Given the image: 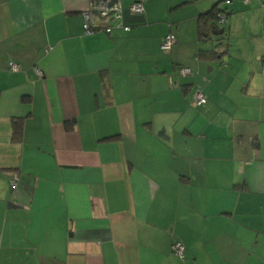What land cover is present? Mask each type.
I'll list each match as a JSON object with an SVG mask.
<instances>
[{
    "label": "crops",
    "instance_id": "0c3cea01",
    "mask_svg": "<svg viewBox=\"0 0 264 264\" xmlns=\"http://www.w3.org/2000/svg\"><path fill=\"white\" fill-rule=\"evenodd\" d=\"M134 1L0 0V264H264V0Z\"/></svg>",
    "mask_w": 264,
    "mask_h": 264
},
{
    "label": "built area",
    "instance_id": "2783aa9c",
    "mask_svg": "<svg viewBox=\"0 0 264 264\" xmlns=\"http://www.w3.org/2000/svg\"><path fill=\"white\" fill-rule=\"evenodd\" d=\"M145 0H136L131 6L130 11L133 14H140L143 12V3ZM245 3L248 0H244ZM264 6V2H263ZM83 18V30L85 35H93L96 33L97 29H100L99 32L110 31V27L107 25L109 22H114L118 28H123L122 26V7L120 0H89L88 7L82 13ZM222 21L225 20V16H223ZM124 30H127L125 28ZM176 39L174 35L169 34L166 36L161 45V50L165 53H169L172 47L175 45ZM9 70L11 72H19V66L15 64H10ZM179 74L181 76L190 75L191 72L187 68L180 67ZM36 72L40 74V72L36 69ZM261 73L264 76V59L262 60ZM207 98L201 92L197 91L194 97V104L196 107H202L206 105ZM18 178L14 176L10 182V186L15 188L17 184ZM172 253L177 256L179 259H185V247L179 241L174 242L171 247Z\"/></svg>",
    "mask_w": 264,
    "mask_h": 264
},
{
    "label": "trees",
    "instance_id": "16d2710c",
    "mask_svg": "<svg viewBox=\"0 0 264 264\" xmlns=\"http://www.w3.org/2000/svg\"><path fill=\"white\" fill-rule=\"evenodd\" d=\"M143 12H144V7H143ZM142 13H140V14H142ZM223 16H225V13L222 12V11H220L216 6L213 7V9L210 10L209 12H207L206 14H203L202 16H200L199 21H198V37H199V39L200 40H207L210 32H212V31H218L219 29H223L222 27H220V24L226 23V21H227V17L226 16H225V20L222 21L221 18ZM224 35H222L220 37H215L214 39H212V40L210 39V40H211V42L212 41H216V42L217 41H219V42L220 41H224V43H225L228 40V38H227V35H225V36ZM161 45H162V43H161ZM222 53L223 52L221 51V53L219 54V51H216L215 50L210 55L212 57H215L217 55L222 56L223 55ZM21 134H22V127H21L20 122L19 121L18 122H14L13 129H12V141H19L21 139Z\"/></svg>",
    "mask_w": 264,
    "mask_h": 264
},
{
    "label": "water",
    "instance_id": "95a60500",
    "mask_svg": "<svg viewBox=\"0 0 264 264\" xmlns=\"http://www.w3.org/2000/svg\"><path fill=\"white\" fill-rule=\"evenodd\" d=\"M222 35H224V30L223 29H219L218 31L213 32V36H215V37H220ZM212 43H215L213 48L217 51L219 49V47L223 46L224 41H220V42L219 41H217V42L216 41H212Z\"/></svg>",
    "mask_w": 264,
    "mask_h": 264
},
{
    "label": "bare ground",
    "instance_id": "6f19581e",
    "mask_svg": "<svg viewBox=\"0 0 264 264\" xmlns=\"http://www.w3.org/2000/svg\"><path fill=\"white\" fill-rule=\"evenodd\" d=\"M99 31H100V29H97V30H96V33H98ZM96 33H95V34H96ZM93 35H94V34H93Z\"/></svg>",
    "mask_w": 264,
    "mask_h": 264
},
{
    "label": "rangeland",
    "instance_id": "374dc122",
    "mask_svg": "<svg viewBox=\"0 0 264 264\" xmlns=\"http://www.w3.org/2000/svg\"><path fill=\"white\" fill-rule=\"evenodd\" d=\"M164 54H166V53H164Z\"/></svg>",
    "mask_w": 264,
    "mask_h": 264
}]
</instances>
